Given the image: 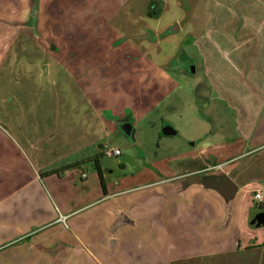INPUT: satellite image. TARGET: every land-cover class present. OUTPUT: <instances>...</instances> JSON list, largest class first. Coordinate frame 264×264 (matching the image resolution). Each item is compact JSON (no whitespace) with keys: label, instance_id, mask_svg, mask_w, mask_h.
Returning a JSON list of instances; mask_svg holds the SVG:
<instances>
[{"label":"crops","instance_id":"crops-1","mask_svg":"<svg viewBox=\"0 0 264 264\" xmlns=\"http://www.w3.org/2000/svg\"><path fill=\"white\" fill-rule=\"evenodd\" d=\"M15 1L17 7L29 2ZM104 3L79 6L91 13L92 23L104 25L97 35L111 45L61 48L66 93L58 117L42 127L48 116L37 113L26 94L23 111L9 117L0 108V264H162V247L176 246L174 238L179 244L178 232L186 229L191 246L201 247L199 255L232 251L239 254L229 263L264 264V237L246 230L257 227L247 214L257 208L254 191L264 188V0ZM15 16L11 22L18 30V10ZM10 32L0 29V45L10 41L7 49L0 47V72L12 67L26 75L23 70L35 66L29 61L24 66L26 48L12 47L19 33ZM100 54L107 64L101 83ZM182 73L194 77L197 94L206 88L200 94L212 111L204 113L214 121L207 128L212 140L199 152L169 158L174 164L165 167L164 177L151 181L140 173L114 180L98 159L102 187L87 165L95 155L104 156L102 149L117 146L106 140L119 128L115 118L129 120L133 129L128 110L152 108L178 86ZM14 96L2 94L0 102L13 104ZM200 163L207 180L225 174L234 184L231 193L206 180L185 183L182 178L199 172ZM216 165L220 173L207 172ZM213 215L222 231L218 238L211 237ZM164 228L173 235L169 244L162 240Z\"/></svg>","mask_w":264,"mask_h":264},{"label":"rangeland","instance_id":"rangeland-1","mask_svg":"<svg viewBox=\"0 0 264 264\" xmlns=\"http://www.w3.org/2000/svg\"><path fill=\"white\" fill-rule=\"evenodd\" d=\"M106 1L111 0H49L45 3L43 0H29L27 4L21 1L17 7L15 0H12V3L10 0H0V22L3 21L0 24V29L4 34L11 30L18 31V38L11 46L26 48L25 52L27 54L24 57L22 56L24 66L28 61L35 66L32 65L29 68L30 71L24 69L26 75L18 69L13 70L12 67L8 72H0V96L2 94L15 95L12 97L13 104H7L6 106L5 103L0 102V108L2 107L5 111L8 110V114L5 116L11 117L15 113L24 110L25 107H23L24 103L21 97L26 94L27 97H32L27 98L29 102L32 100L35 102L34 110L37 113L44 112V116H48L43 119L42 127L48 126L45 122L58 117V113L64 105L62 100L66 93L64 86H62L63 76L58 62L59 53L64 51L61 48L72 49L82 44L84 47L100 48L101 50L107 48V43L111 45V39H105L97 35V28H103L104 25L99 23L98 19L96 23H92L91 13H86L82 10V6H79L80 4L85 6H99L100 4L101 7L106 4L104 3ZM17 10L19 11L20 22L18 23V30H15L17 24H12L11 21L15 19ZM81 15H83L82 18H86L85 21L90 23H82L80 20ZM5 20H8L9 23L6 24ZM80 36L83 37L82 40H79ZM9 42V39L2 40L0 45L2 50L7 49ZM121 45L115 43V47ZM70 57L73 58L74 56ZM98 67L99 82L101 83L103 74L107 73L105 71V69L107 70L105 54L99 55ZM29 73L32 74L29 75ZM5 75L10 79H6ZM69 75L65 78L70 79ZM177 80L178 86L174 89L168 88L167 92L164 93V97L158 99L152 108L145 112L128 110L134 124L132 136L117 128L112 135L106 138L110 142L108 145L115 144L122 151L121 155L116 157L107 155L99 157L102 169L108 177L116 180L118 176H126L127 181L134 176H138L139 173L147 181H151L154 176L164 177L165 167L174 164L173 161L168 160L169 158H173L176 154L189 156L191 153L199 152L205 143L209 142L210 139L212 140L211 135L207 133V128L208 124L214 123V121L204 115V113L211 114L212 111L204 107L203 96H201L202 93H205L206 88L201 87V94L199 92L197 94L196 89H194V77L187 73L179 75ZM68 84L74 85L73 80ZM25 90H27L26 93H24ZM129 93V98H133V93L130 91ZM59 99L61 104H59ZM20 105L22 107H19ZM102 105H105V103H100L101 108ZM14 106V111L9 108ZM34 110L31 108L33 113ZM51 111L53 113L56 111L57 114L51 115ZM164 125H169L176 133L172 135L163 134L162 128ZM202 133L205 134L202 135ZM217 137H220V135ZM88 152L90 151L88 150ZM87 167L95 172L92 164H88ZM202 167L201 163L198 164L196 169H199V172L182 178L184 182L191 180L207 181L208 173H204L206 171H202ZM218 167L220 165L213 166L207 172L220 173ZM182 169L180 168V171ZM227 195L230 196L231 194ZM210 219L211 237L218 238L221 236L222 231H217L218 228L215 224L213 225L216 216L213 215ZM253 228L249 230L247 227L246 230L253 233L257 238L264 237V226ZM161 235L164 243L169 244L171 242L173 235L169 228H164ZM192 239L193 237L187 229L183 232L179 230L177 241L179 244L175 242L174 238L172 243H175L176 246L162 247L160 258L162 264H233L229 262H232L236 255L238 257L239 253L232 251L228 253L214 251L204 257L197 254L201 247L191 246L193 242L189 240ZM182 240H185V242L183 243Z\"/></svg>","mask_w":264,"mask_h":264},{"label":"water","instance_id":"water-1","mask_svg":"<svg viewBox=\"0 0 264 264\" xmlns=\"http://www.w3.org/2000/svg\"><path fill=\"white\" fill-rule=\"evenodd\" d=\"M116 122H118V125L121 126L122 131L124 133L130 135L132 133V125L129 120L124 119V124L120 123L121 121L115 118ZM162 133L165 135L174 134L175 130L171 128L169 125H164L162 128ZM132 136V134H131ZM216 178L212 182V187L217 189L221 193H231V190L233 188V182L225 175H213L212 179ZM249 222L251 224L257 225V226H263L264 225V206L258 207L254 209L250 215H249Z\"/></svg>","mask_w":264,"mask_h":264},{"label":"built area","instance_id":"built-area-1","mask_svg":"<svg viewBox=\"0 0 264 264\" xmlns=\"http://www.w3.org/2000/svg\"><path fill=\"white\" fill-rule=\"evenodd\" d=\"M122 151L119 147L117 146H110L107 148H104L103 154L107 156H119L121 155ZM82 177H85L86 174L85 172L81 173ZM253 202H254V207H262L264 206V188H260L254 191L253 193Z\"/></svg>","mask_w":264,"mask_h":264},{"label":"trees","instance_id":"trees-1","mask_svg":"<svg viewBox=\"0 0 264 264\" xmlns=\"http://www.w3.org/2000/svg\"><path fill=\"white\" fill-rule=\"evenodd\" d=\"M104 155V154H103ZM100 156H102V154H97V155H95L91 160L93 161V166H94V169L97 171V173H98V176H99V179H100V182H101V185H102V187H104V182H103V177H102V171H101V168H100V165H99V157ZM78 164L79 163H77V164H73V165H68L67 166V168H70V167H73V166H78ZM57 172H59V171H57ZM214 180H216V178H213L212 179V177H210L207 181H205V182H207L206 184H209L210 186H212V182L214 181Z\"/></svg>","mask_w":264,"mask_h":264},{"label":"flooded vegetation","instance_id":"flooded-vegetation-1","mask_svg":"<svg viewBox=\"0 0 264 264\" xmlns=\"http://www.w3.org/2000/svg\"><path fill=\"white\" fill-rule=\"evenodd\" d=\"M120 123L124 124L125 122H124V120H122ZM119 128L121 129V126H119ZM132 131H133V129H132Z\"/></svg>","mask_w":264,"mask_h":264}]
</instances>
